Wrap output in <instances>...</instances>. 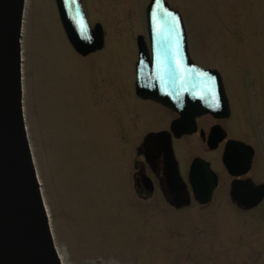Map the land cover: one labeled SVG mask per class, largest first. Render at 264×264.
<instances>
[{
	"label": "rangeland",
	"instance_id": "rangeland-1",
	"mask_svg": "<svg viewBox=\"0 0 264 264\" xmlns=\"http://www.w3.org/2000/svg\"><path fill=\"white\" fill-rule=\"evenodd\" d=\"M81 1L104 31L103 49L86 57L68 43L55 0H25L21 24L23 117L61 264H264V199L233 205L220 165L206 205L175 208L156 187L136 190L134 148L166 113L134 93L149 0ZM165 1L183 18L193 61L218 70L235 111L261 121L264 0Z\"/></svg>",
	"mask_w": 264,
	"mask_h": 264
},
{
	"label": "water",
	"instance_id": "water-1",
	"mask_svg": "<svg viewBox=\"0 0 264 264\" xmlns=\"http://www.w3.org/2000/svg\"><path fill=\"white\" fill-rule=\"evenodd\" d=\"M55 4L66 39L78 55L85 57L104 47L103 28L98 22L90 25L81 0H55ZM24 7L25 0H0V264H61L23 117L20 42ZM145 15L147 39L136 38L135 94L177 113L171 124L177 138L194 131L198 116L226 117L229 105L221 75L190 58L181 14L165 0H150ZM164 151L169 193L181 189L189 197L169 140ZM226 166L232 176L247 171L240 174ZM188 183L195 201L211 202L217 176L205 161L192 162ZM229 197L239 208L252 209L264 198V184L233 180ZM189 203L187 198L172 206Z\"/></svg>",
	"mask_w": 264,
	"mask_h": 264
},
{
	"label": "flooded vegetation",
	"instance_id": "flooded-vegetation-1",
	"mask_svg": "<svg viewBox=\"0 0 264 264\" xmlns=\"http://www.w3.org/2000/svg\"><path fill=\"white\" fill-rule=\"evenodd\" d=\"M223 87L229 105L228 115L223 118H216L211 114L198 116L195 118L194 131L178 138L171 131L172 122L179 117L177 113L160 104L142 100L136 96L138 100L151 102L166 111L164 115L156 116L154 125L156 127L147 130L134 148L136 158L132 162V179L136 190L143 194L142 197L151 196L156 187L162 192L168 204L178 205L187 198L194 200L188 183V172L192 162L197 158L205 161L216 174L217 186L219 174L215 170V163L216 166L220 165L229 176L230 184L233 180L244 179H250L255 184H264V110L260 112L261 121H259V117H256L257 120L254 119L248 108L240 104L241 101H239L238 111H235L236 109L231 106V100L224 83ZM218 137H221V140L216 143L214 148H211L210 145L214 144V140H217ZM168 140L171 143L181 180L187 186L189 197H186L181 189L169 193L165 175L167 169L164 151L165 143ZM233 142L237 143L233 144ZM176 146L186 149L188 155L185 159L177 157ZM226 164L236 173L241 174L245 170L247 171L241 175L232 176Z\"/></svg>",
	"mask_w": 264,
	"mask_h": 264
},
{
	"label": "snow or ice",
	"instance_id": "snow-or-ice-1",
	"mask_svg": "<svg viewBox=\"0 0 264 264\" xmlns=\"http://www.w3.org/2000/svg\"><path fill=\"white\" fill-rule=\"evenodd\" d=\"M166 15L168 16V17H170L172 20H175L176 18L173 16V14H171V13H166Z\"/></svg>",
	"mask_w": 264,
	"mask_h": 264
}]
</instances>
